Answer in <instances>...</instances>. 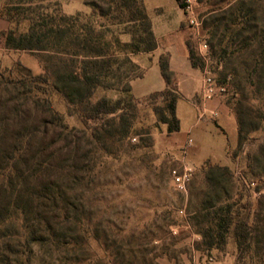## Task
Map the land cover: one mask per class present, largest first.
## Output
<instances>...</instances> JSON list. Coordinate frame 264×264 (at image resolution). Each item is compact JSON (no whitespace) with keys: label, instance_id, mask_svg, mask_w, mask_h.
<instances>
[{"label":"trees","instance_id":"1","mask_svg":"<svg viewBox=\"0 0 264 264\" xmlns=\"http://www.w3.org/2000/svg\"><path fill=\"white\" fill-rule=\"evenodd\" d=\"M0 1V18L7 23L0 31L3 49L30 54L40 69L34 74L16 62L0 71V264H32L34 259L159 264L154 245L164 235L173 238L167 216H154L149 226L131 230L122 224L129 214L99 211L93 193L100 160L114 158L134 133L131 82L144 72L131 57L158 47L142 0H87L90 13L75 15L49 0ZM175 2L185 10V0ZM195 4L202 11L198 17L208 56L221 67L218 83L230 78L232 96L224 102L235 118L241 151L252 134L264 130V0ZM184 46L190 66L203 72L206 63L193 43L188 39ZM158 67L165 89L151 95L163 98L165 106L154 112L173 135L180 131L176 105L181 96L168 53L160 55ZM98 88L119 89L122 96L95 99ZM54 97L82 128L69 127ZM247 168L258 171L260 184L253 220L223 195L229 168L213 164L208 200L192 221L207 251L222 249L231 235L247 264H264V142L247 153Z\"/></svg>","mask_w":264,"mask_h":264},{"label":"rangeland","instance_id":"2","mask_svg":"<svg viewBox=\"0 0 264 264\" xmlns=\"http://www.w3.org/2000/svg\"><path fill=\"white\" fill-rule=\"evenodd\" d=\"M49 1L58 3L62 12L64 8H68L70 11H66L74 13L73 15L78 13L76 12L78 10H85L79 12L82 14L90 13V9L83 5L87 0ZM142 2L155 27L156 36L161 37V34L172 32L165 44H174L172 66L177 71V81L186 97V99L182 97L177 103L176 115L180 122L181 133L168 135L166 127L158 123L154 110H162L165 104L163 98L151 94L164 90V81L160 76L156 58L139 57L144 77L138 81L134 80L131 92L137 108L134 133L114 158L104 160L103 157L100 160V167L97 170L98 179L93 190L99 199L96 206L99 211L107 208L114 214H129L131 218L123 221L122 224L131 230H137L141 226L147 227L152 223L154 216L165 214L166 222L171 224L173 238L164 235V239L157 241V245H154L158 249L153 251L152 255L157 257L159 264H195L205 258H212V263L224 261L222 264H247L248 257L238 253L231 235L227 237L222 249L207 251L203 248L202 238L193 226L192 216L199 205L208 200L205 194L208 191L209 165L219 164L228 167L230 171L228 174L230 180L224 182L223 192L226 194L221 192L219 196L224 197L223 194L230 198V202H238L235 208L239 207L241 215H248L253 220L257 212L256 189L260 184L256 178L258 171H250L247 168V153L254 151L259 143L264 142V130L252 134L251 139L242 145L241 151H237V137L233 132H229L227 137L224 136L217 128L216 122L210 121L209 116L206 117L207 123H201L191 129L197 121L198 105L195 102L193 104L192 97L200 94L201 81L205 77L204 71L210 73L209 75L216 83L221 77L219 75L221 67L212 62L210 56L207 57L206 68L201 73L193 69L186 60L184 42L189 39L198 51L200 42L205 41L198 17L202 12L201 8L194 4L191 14L179 9L175 0H142ZM2 6L0 1V12ZM191 20L198 23V27L191 24ZM34 61L36 60L30 54L3 50L0 39V71L12 68L16 62H20L37 74L40 69H37ZM228 87L230 93L220 97L223 102L232 96L231 85ZM176 88L178 89L177 84ZM121 96L119 89L98 88L94 98L106 97L115 100ZM53 101L55 109L65 116L69 127L82 128L76 118L67 116L64 103L59 98L54 97ZM254 102L257 105V101ZM227 108L229 110V107ZM188 132L198 150L193 146L185 150ZM208 158L212 161L204 160ZM183 161L190 163L192 173L186 192L179 193L172 185L171 171L181 172ZM241 206H247V208L242 209ZM118 223L121 224L119 221ZM157 236L163 235L157 234ZM163 244L167 247V251L161 250ZM94 248L98 251L96 245ZM46 262L34 259L32 264H47Z\"/></svg>","mask_w":264,"mask_h":264},{"label":"crops","instance_id":"3","mask_svg":"<svg viewBox=\"0 0 264 264\" xmlns=\"http://www.w3.org/2000/svg\"><path fill=\"white\" fill-rule=\"evenodd\" d=\"M66 10H69V9L68 8H64V11L63 12L66 15H73L74 14V13H69ZM80 11H85V10H78L76 12H80ZM151 24H152V30H153L154 36H155V38L157 40V43H158L157 49L155 51H153L152 53H149V54H139V55L132 56L131 59H132V61L135 64H137L143 70V67L139 63V59H140L139 57H147V58L152 57L153 59L156 58L157 59V65H158V59H159L160 55L164 54L165 52L168 53L169 54V67H170V70L173 72V74L175 76L176 84H177V87H178L177 90H178V92H179V94L181 96L180 99L182 97L184 99H186V97L183 95V93L181 91V86H180V84H179V82L177 81V78H176L177 71L172 66L173 54L175 53L173 51L174 50L173 49L174 48V44H169V45H166L165 44V41H168L167 38H170L171 37L172 32H168V33H165V34H161V37H157L156 34H155V27H154L152 21H151ZM163 28L161 30H163ZM6 29H7V23L3 19L0 18V31L6 30ZM161 30H159V31H161ZM122 40L123 41H128V38L127 37H123ZM3 50H5V49H3ZM186 60H188L187 59V52H186ZM34 62L36 64V66H37V69L39 70V67H38L37 62L36 61H34ZM143 72H144V70H143ZM143 77H144V75H143ZM143 77L141 79H143ZM141 79H137L135 81H138V80H141ZM135 81H133L131 83V87L132 88H133V83ZM164 85H165V83H164ZM201 86H202V81H201ZM164 89H165V87H164ZM192 99H193V104L195 102V104H198V105H197V109H196V112H197V121L192 126L191 129L196 128L201 123H204V124L207 123L208 120H206V117L209 116L210 121H212V122L215 121L216 122L217 128L219 129V131L224 136L227 137L229 135V132H233V134L237 137V125H236L235 118L229 112L227 106L224 104V102L221 100V98H214L212 100H203L201 98L200 94H199V96L195 95L194 97H192ZM176 111H177V105H176ZM180 133L181 132L179 131L178 133L173 134V135H177V134H180ZM186 136H187V139L190 138L192 140V146L194 148H196V146L194 145V139L190 136L189 132L186 134ZM225 149H226V147L224 148V155L226 157ZM204 160H206V161L207 160L212 161L211 158L204 159ZM214 162H216V161H214ZM216 163H219V162H216ZM224 165H226V164H224ZM223 262H214V263H211V264H222Z\"/></svg>","mask_w":264,"mask_h":264},{"label":"built area","instance_id":"4","mask_svg":"<svg viewBox=\"0 0 264 264\" xmlns=\"http://www.w3.org/2000/svg\"><path fill=\"white\" fill-rule=\"evenodd\" d=\"M186 2V8L185 10L188 13L192 14V7L195 4L196 0H185ZM191 24H195L196 27H198V23H196L194 20L190 21ZM201 25V24H200ZM208 46L205 41H201L198 46V51L200 53V56L204 59L205 63L207 64L208 60ZM207 58V59H206ZM206 68V66H205ZM205 77H203L202 80V86L200 90V96L203 100H212L214 98H220L224 94H226L229 91L228 82L230 78H228V82L226 84H218L216 81L209 75L210 73H207V71H204ZM192 146V140L190 138L187 139L185 144V150L189 149ZM181 172H177L176 170L171 171V182L174 188L179 193H185L186 192V186L190 179L191 173H192V166L190 163L183 161L182 162V168ZM175 234V231H173ZM213 262L212 258H205L201 262H197L195 264H211Z\"/></svg>","mask_w":264,"mask_h":264}]
</instances>
